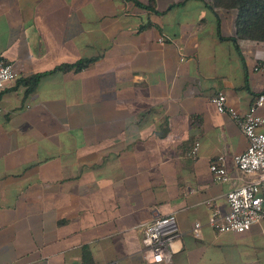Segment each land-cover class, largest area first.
<instances>
[{"label":"crops","instance_id":"obj_1","mask_svg":"<svg viewBox=\"0 0 264 264\" xmlns=\"http://www.w3.org/2000/svg\"><path fill=\"white\" fill-rule=\"evenodd\" d=\"M148 4L0 0V58L20 74L0 92V264H264L262 224H209L256 178L233 160L248 138L211 98L248 110L264 92V43L238 40L236 12L208 0ZM87 58L31 93L20 82ZM223 153L230 180L217 183ZM171 213L177 253L147 262L145 226Z\"/></svg>","mask_w":264,"mask_h":264},{"label":"built area","instance_id":"obj_2","mask_svg":"<svg viewBox=\"0 0 264 264\" xmlns=\"http://www.w3.org/2000/svg\"><path fill=\"white\" fill-rule=\"evenodd\" d=\"M160 41H163V37ZM19 77L20 74L12 63L0 58V92L7 83ZM226 100V94L222 91L211 98L220 113L229 114L237 122L249 141L247 149L234 157V164L245 175L256 178L227 192L228 212L211 207L209 224L217 233H244L253 225L262 224L264 235V115L260 113V109L264 107V94H259L244 112L229 106ZM198 150L199 143L194 146L190 155L196 156ZM227 161V155L223 153L211 163L210 170L215 182L225 183L230 180ZM201 228L202 224L195 222L192 232L196 237L201 235ZM179 233L178 218L173 213L159 216L146 224L144 242L147 247V262L170 263L177 253L175 239ZM108 264L120 263L113 261Z\"/></svg>","mask_w":264,"mask_h":264},{"label":"trees","instance_id":"obj_3","mask_svg":"<svg viewBox=\"0 0 264 264\" xmlns=\"http://www.w3.org/2000/svg\"><path fill=\"white\" fill-rule=\"evenodd\" d=\"M156 1L149 0L146 7L154 10ZM208 3L213 9L236 12L235 30L238 40L264 43V0H208ZM139 5L142 4L139 2ZM95 60L96 58H87L74 63L62 64L52 71L33 74L28 78L21 79L20 82L26 85L27 92L31 93L36 90L41 79L47 74L59 70L79 72ZM262 93L264 94V92Z\"/></svg>","mask_w":264,"mask_h":264}]
</instances>
